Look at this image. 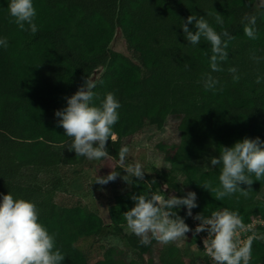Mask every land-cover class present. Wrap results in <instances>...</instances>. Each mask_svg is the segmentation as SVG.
Returning a JSON list of instances; mask_svg holds the SVG:
<instances>
[{"label": "trees", "instance_id": "1", "mask_svg": "<svg viewBox=\"0 0 264 264\" xmlns=\"http://www.w3.org/2000/svg\"><path fill=\"white\" fill-rule=\"evenodd\" d=\"M9 3L0 0V39L8 41L7 49L0 46V202L11 193L14 199L34 203L38 222L55 235L56 247L65 256L63 264H179L178 251L172 248L167 249V259L166 250L161 252L158 263L146 259L150 241L141 244V237L122 228L127 226L123 213L135 206L133 195L185 197L176 179L180 175L185 187L197 195L195 216L210 217L227 208L237 211L245 224L262 222L254 228L262 238L252 243L250 264H264V179L255 181L252 175L247 198L235 193L217 200L215 193L200 186L206 180L219 186L222 165L213 167L211 158L219 157L221 147H232L244 138L264 142V3L33 0L38 27L34 35L14 23ZM217 13L223 16V28L216 23ZM190 15L203 16L218 33L227 30L234 37L228 41L222 71H211L209 42L201 38L192 46L185 39L181 27ZM246 16L257 18L255 40L244 35ZM188 27L195 32V21ZM117 30L127 54L109 50ZM230 68L237 69L238 82ZM94 75V105L99 106L108 92L121 104L119 121L113 126L117 138L107 142L113 161L118 162L124 140L145 126L160 128L169 114L181 119L180 141L168 158V172L144 168L143 180L132 177L127 191L114 192L106 218L80 202L71 206L55 202L56 194L67 189L68 171L77 175L88 162L71 150L72 138L58 126L55 112L67 107V98ZM207 75L219 81L215 91L205 90ZM26 168L38 169L46 177L19 184L17 178ZM178 215L190 225L185 208ZM105 235L117 238L131 258H119L114 249L106 248L101 259L90 261L75 245L80 238ZM149 239L154 240L151 234ZM201 253L204 264H214Z\"/></svg>", "mask_w": 264, "mask_h": 264}, {"label": "clouds", "instance_id": "2", "mask_svg": "<svg viewBox=\"0 0 264 264\" xmlns=\"http://www.w3.org/2000/svg\"><path fill=\"white\" fill-rule=\"evenodd\" d=\"M10 16L21 31L36 34L38 27L34 22L36 9L33 0H10L8 4ZM248 21L243 29L249 39H257L256 17H245ZM216 23L223 28V16L216 14ZM195 21V32L189 30L188 25ZM27 25V27H25ZM185 39L192 46L200 43L201 38L211 45L209 65L212 72L223 69L220 64L228 58L226 49L228 41L234 37L227 31L217 32L203 17L190 15L182 25ZM227 38V39H225ZM0 46L7 49L6 38L0 39ZM254 60L257 57H252ZM187 67V65H186ZM233 81L238 82L236 68H230ZM219 83L211 75L204 79L205 90H216ZM256 83H260L257 77ZM97 87L94 80L85 79L83 85L70 98L67 107L55 112L58 126L62 127L67 137L72 138L71 150L76 156L88 160H111L107 150V142L116 140L117 134L113 126L119 121L118 109L121 107L113 92H108L99 106L94 105L93 91ZM222 90V89H220ZM218 158H211L213 167L222 165L219 175V186L214 187L212 181L206 180L200 185L206 191L215 193L217 200L231 197L235 193L247 198L252 191L251 185L255 181L264 179V142L258 137L244 138L232 147H221ZM130 149L121 147L118 153L120 168L128 173L123 177H136L143 180L145 171L139 162L128 163ZM119 173L111 171L106 177L96 176L94 183L106 185L115 181ZM155 183V181H152ZM240 185L248 186L244 190ZM131 199L135 206L123 213L127 228L137 237H141V244L149 243V234L161 244H169L179 240H186V233L192 231L185 220L178 215L180 208H186L187 215L192 216V209L198 205L195 192H188L185 197L177 198L169 195L166 199L160 194L133 195ZM194 219L200 221L194 230V235L207 232L204 239V249L214 264H250L252 259V243L262 238L256 233L240 239V234L250 231V226L243 222V217L237 211L227 208L212 212L210 217L198 214ZM39 210L37 206L24 199H14L12 194L3 195L0 202V264H63L65 256L56 247L55 235L38 222Z\"/></svg>", "mask_w": 264, "mask_h": 264}, {"label": "rangeland", "instance_id": "3", "mask_svg": "<svg viewBox=\"0 0 264 264\" xmlns=\"http://www.w3.org/2000/svg\"><path fill=\"white\" fill-rule=\"evenodd\" d=\"M259 3L263 4L264 0H259ZM120 36L121 33L117 30L116 38L111 43L109 50L113 53L127 54L123 41L119 39ZM96 78L97 76L94 75L90 79L95 80ZM180 124L181 119L178 116L169 114L160 128L145 126L137 135L125 139L124 146L130 149L127 162L130 164L139 162L143 165V168H155L167 173L170 168L168 158L180 141ZM111 171L119 173L115 181H110L106 185L94 183L96 176L106 177ZM127 175L128 173L120 168L118 162L112 159L88 160L86 165L81 167L79 174L72 175L71 170L68 171L67 189L56 194L55 202L61 206H71L80 202L91 211L106 218L107 205L112 199L114 192H123L130 188L131 175L129 174L126 177V181L123 179ZM45 177L46 174L38 169L26 168L20 172L17 182L22 185L33 184L40 182ZM176 179L186 194L190 192L185 187L182 176L179 175ZM122 229L126 234L131 233L127 226ZM193 233V231L186 233V240H179L167 245L159 243L156 239H149L151 252L147 253L145 258L152 259L155 263H158L161 252L166 250L164 255H166L167 259V249L172 248L178 251L177 261L179 264H204V256L199 249L198 237ZM75 245L90 261L101 259L106 248L114 249L116 251L115 255L119 258L125 260L131 258L129 254L124 252L121 242L110 235L100 238H80ZM186 249L191 252L189 254L185 253ZM193 254H196V256Z\"/></svg>", "mask_w": 264, "mask_h": 264}, {"label": "built area", "instance_id": "4", "mask_svg": "<svg viewBox=\"0 0 264 264\" xmlns=\"http://www.w3.org/2000/svg\"><path fill=\"white\" fill-rule=\"evenodd\" d=\"M186 209V208H185ZM187 209H186V213H187ZM189 217V216H188ZM195 215L192 213V216L189 217V220H190V225H189V228L192 229V231L194 232L195 228L199 225L200 221L194 219ZM258 224H262V222H259V221H256L255 223V220H252L249 224H246L248 226H250V231L246 232V233H242L240 234V239L243 241V240H246L247 239V236L251 235L253 232L256 233L255 231V226L258 225ZM194 234V233H193ZM257 234V233H256ZM207 232H201L199 234H196V236L198 237V243H199V249L205 254H206V251L204 249V244H203V241L204 239L207 238ZM208 256V255H207ZM209 259L211 260L212 263L213 260L211 259L210 256H208Z\"/></svg>", "mask_w": 264, "mask_h": 264}]
</instances>
